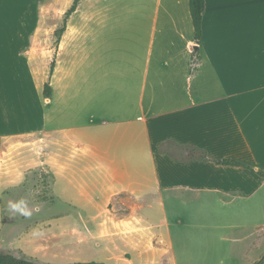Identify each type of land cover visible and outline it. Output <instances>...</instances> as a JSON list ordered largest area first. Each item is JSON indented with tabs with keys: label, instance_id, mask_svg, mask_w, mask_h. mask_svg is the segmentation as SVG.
Instances as JSON below:
<instances>
[{
	"label": "crops",
	"instance_id": "obj_1",
	"mask_svg": "<svg viewBox=\"0 0 264 264\" xmlns=\"http://www.w3.org/2000/svg\"><path fill=\"white\" fill-rule=\"evenodd\" d=\"M53 1L0 0V233L2 193L41 169L71 208L52 216L71 224V263L259 261L264 0H205L200 42L189 0L136 10L116 38L97 27L109 10L88 9L51 74Z\"/></svg>",
	"mask_w": 264,
	"mask_h": 264
},
{
	"label": "rangeland",
	"instance_id": "obj_2",
	"mask_svg": "<svg viewBox=\"0 0 264 264\" xmlns=\"http://www.w3.org/2000/svg\"><path fill=\"white\" fill-rule=\"evenodd\" d=\"M58 1V3H56ZM74 0H54L58 6L54 15L49 14L45 17L46 29L44 31V38L42 39V48L51 50V54L55 59L57 53V35L55 31L62 27L65 21V14L71 7ZM169 0H164V3ZM158 0H82L77 12L68 18L67 25L71 23V18L74 17L76 24H82L84 13L88 9H100L102 7L109 11L106 15L97 21V27L105 35L116 38L122 32V35H128L132 20H137L138 11L153 10L158 5ZM165 7V4H164ZM141 9V10H140ZM135 14V15H133ZM145 22H141L143 26L149 29L153 25L151 16L148 15ZM143 13L142 17L145 18ZM53 59V60H54ZM41 174L35 176L36 185L32 187L26 201L33 203L37 201L38 195H46L47 186L43 181ZM31 209H36L33 206ZM121 214L127 211L124 209L117 210ZM71 224L64 222V220L55 217L45 218L27 226L20 235H27L21 244L16 243V238L11 243H4L0 240V248L11 250L18 256H25L37 261L50 264H62L63 262L71 261ZM85 260H101L96 257H85Z\"/></svg>",
	"mask_w": 264,
	"mask_h": 264
},
{
	"label": "trees",
	"instance_id": "obj_3",
	"mask_svg": "<svg viewBox=\"0 0 264 264\" xmlns=\"http://www.w3.org/2000/svg\"><path fill=\"white\" fill-rule=\"evenodd\" d=\"M82 0H74L71 7L65 14V21L62 27L55 31L57 35V47L61 40L62 35L66 31L68 18L78 9ZM190 12L193 19L195 37L200 42L202 39L203 27V15L205 11V0H189ZM55 59L51 64V74L54 70ZM45 96H51V84L50 81L45 85ZM203 159L209 158L204 152ZM218 164L225 165H243L244 163L235 159H215ZM264 176V170L260 171ZM41 174L44 178V182L47 186L46 195H38L37 201L29 203L26 201L30 190L36 185L35 176ZM2 201L5 206L6 222L0 233V240L4 243H11L14 239L22 233V231L32 223L49 218L65 211L71 210L63 201H61L53 192L51 181L45 176L41 169H35L30 172L29 180L19 187L7 189L1 195ZM36 207V209H31ZM0 264H43L32 258L25 256H18L11 252V250H5L0 248ZM66 264H106L104 262L91 261V262H69ZM253 264H264L263 257Z\"/></svg>",
	"mask_w": 264,
	"mask_h": 264
}]
</instances>
